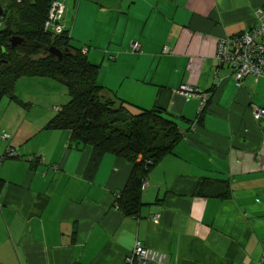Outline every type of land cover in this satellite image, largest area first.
<instances>
[{
	"label": "crops",
	"instance_id": "obj_1",
	"mask_svg": "<svg viewBox=\"0 0 264 264\" xmlns=\"http://www.w3.org/2000/svg\"><path fill=\"white\" fill-rule=\"evenodd\" d=\"M62 1L100 85L131 109L189 122L149 172L138 215L125 216L114 199L130 163L46 129L60 107L47 100L53 82L18 79L0 114V264H125L135 241L168 264L264 260V118L252 115L264 108V75L238 85L215 58L218 40L250 29L264 0ZM183 84L209 93L200 122V96L185 99Z\"/></svg>",
	"mask_w": 264,
	"mask_h": 264
},
{
	"label": "trees",
	"instance_id": "obj_2",
	"mask_svg": "<svg viewBox=\"0 0 264 264\" xmlns=\"http://www.w3.org/2000/svg\"><path fill=\"white\" fill-rule=\"evenodd\" d=\"M51 1L0 0V102L16 99L14 86L22 77H49L63 84L68 99L45 128L69 130L72 141L90 146L97 156L109 152L128 161L131 169L114 206L125 216H136L144 205L149 172L181 141L178 123L189 120L160 107L131 109L110 94L96 80L99 66L87 59L84 47L71 43L68 29L57 35L44 31ZM11 36L24 42L11 46ZM49 46L63 50L61 60L48 52Z\"/></svg>",
	"mask_w": 264,
	"mask_h": 264
},
{
	"label": "built area",
	"instance_id": "obj_3",
	"mask_svg": "<svg viewBox=\"0 0 264 264\" xmlns=\"http://www.w3.org/2000/svg\"><path fill=\"white\" fill-rule=\"evenodd\" d=\"M66 5L62 0L50 2L47 16L43 24L45 32L52 35L62 33L66 28L63 23ZM255 24L243 33L227 35L220 38L216 45L215 58L222 66L230 69L236 83L240 85L244 78L252 76L258 78L264 75V5L254 9ZM137 42L133 43V50H138ZM164 52L168 49L164 48ZM86 52V48L82 50ZM179 93L189 99L192 96H200V108L202 110L207 102L209 93L200 92L198 88L183 84ZM253 118L259 120L264 118V108H254ZM13 155V151L8 152ZM158 215L155 221H158ZM125 264H168L165 262V254L149 249L139 241H135L132 250L125 258ZM254 264H264L260 259Z\"/></svg>",
	"mask_w": 264,
	"mask_h": 264
},
{
	"label": "rangeland",
	"instance_id": "obj_4",
	"mask_svg": "<svg viewBox=\"0 0 264 264\" xmlns=\"http://www.w3.org/2000/svg\"><path fill=\"white\" fill-rule=\"evenodd\" d=\"M72 10H73V8L71 9L70 14H72ZM0 27H1V25H0ZM48 79H50L51 82H53V87H51L52 84L49 85L48 83L46 84V87H44V88H46L47 91H49V92L52 93V97L51 98L50 97L47 98V100L53 99V102H51L52 105L55 104V103L57 105L64 104L67 101V99H68V96L67 95H66L67 97H65V95H63V93H65V91H64L65 90V86L63 84L55 81L54 79H51V78H48ZM42 85H45V84H42ZM42 85L40 84L38 86V88L39 89H43ZM21 86L23 88V85H21ZM14 88H15V86H14ZM7 100L8 101H13L12 99L10 100L9 98H4L0 102V114H2V115L4 114V112H6L8 110V104L13 105L12 103H8Z\"/></svg>",
	"mask_w": 264,
	"mask_h": 264
},
{
	"label": "water",
	"instance_id": "obj_5",
	"mask_svg": "<svg viewBox=\"0 0 264 264\" xmlns=\"http://www.w3.org/2000/svg\"><path fill=\"white\" fill-rule=\"evenodd\" d=\"M1 14H2V9L0 7V15ZM22 42H24L23 38L18 37V36H11L9 38V43H10L11 46H15L16 44H20ZM47 50H48V52L51 55L55 56L58 60H61L62 54H63V50H61V49H59V48H57L55 46H49L47 48ZM64 51H66V49Z\"/></svg>",
	"mask_w": 264,
	"mask_h": 264
}]
</instances>
